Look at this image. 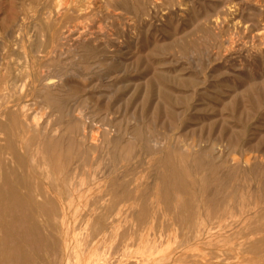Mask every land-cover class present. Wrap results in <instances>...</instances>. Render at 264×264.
<instances>
[{
	"label": "rangeland",
	"instance_id": "rangeland-1",
	"mask_svg": "<svg viewBox=\"0 0 264 264\" xmlns=\"http://www.w3.org/2000/svg\"><path fill=\"white\" fill-rule=\"evenodd\" d=\"M204 151L238 167L223 216ZM12 169L47 209L16 264H264V0H0Z\"/></svg>",
	"mask_w": 264,
	"mask_h": 264
},
{
	"label": "bare ground",
	"instance_id": "bare-ground-1",
	"mask_svg": "<svg viewBox=\"0 0 264 264\" xmlns=\"http://www.w3.org/2000/svg\"><path fill=\"white\" fill-rule=\"evenodd\" d=\"M206 158L207 152L204 151L193 161L195 173L197 175L200 174L199 180L202 183V187H200L201 192L206 190L205 186L207 188L208 184H205L207 176L213 178L216 182L212 193L205 198H202V201L204 203L212 204V209L214 208L215 214L223 216L226 215V207L235 206V204L240 203L241 201V196L238 192L239 185L233 183L234 178L238 175V167L227 168L225 166V161L216 164L217 158ZM184 159H186V157H184ZM16 162L19 166L22 163V160L17 158ZM165 167L169 168L168 175H163L161 180L168 176L165 181H168L170 187L174 188V190L184 191L189 194L188 199L184 204L189 209L187 218L193 216L192 198L195 193L190 192L188 186H193L195 183L194 179L190 176V180H188L189 185L186 186L184 181L188 178L185 170L182 174L184 176L183 181L182 175L178 173L175 165H171L166 161ZM223 168L226 169L224 171L220 170ZM205 170L209 171L208 175L203 173ZM28 176H30L29 172L26 173L25 171H19L16 169L0 174V248H4L5 257H7L6 262H0V264H16L18 262L17 256L21 251L20 244L23 242L26 243L27 240L29 241L28 231L32 230L33 232H36L38 230L37 225L33 221V213L39 212L42 214L44 211H47L44 206V195L38 191L34 194L27 191V189L30 188ZM19 188L24 189L26 193L19 194ZM36 188L37 186L35 185L34 189ZM29 202H31V205H29ZM234 211H236V209Z\"/></svg>",
	"mask_w": 264,
	"mask_h": 264
}]
</instances>
